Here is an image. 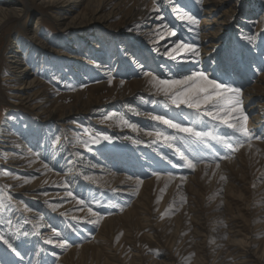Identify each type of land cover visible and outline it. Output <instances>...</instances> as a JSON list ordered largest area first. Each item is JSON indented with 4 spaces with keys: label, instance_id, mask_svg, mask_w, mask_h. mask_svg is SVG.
<instances>
[{
    "label": "rangeland",
    "instance_id": "1",
    "mask_svg": "<svg viewBox=\"0 0 264 264\" xmlns=\"http://www.w3.org/2000/svg\"><path fill=\"white\" fill-rule=\"evenodd\" d=\"M13 1L24 10L0 27V232L26 235L10 239L19 256L0 241V264H264V139L244 141L230 158L179 166L183 149L152 145L146 134L153 123L174 130L151 121L164 109L153 108L155 90L138 67L163 78L162 65L176 78L204 70L239 87L246 126L264 137V0H90L71 11ZM177 6L198 19L194 31ZM164 24L177 36L156 43ZM181 37L199 46L198 64L163 56ZM17 39L40 83L27 102L13 97L19 81L8 56ZM35 51L47 52L48 63ZM40 107L64 118L48 122ZM216 134L232 130L218 125ZM52 228L67 246L45 243Z\"/></svg>",
    "mask_w": 264,
    "mask_h": 264
},
{
    "label": "snow or ice",
    "instance_id": "2",
    "mask_svg": "<svg viewBox=\"0 0 264 264\" xmlns=\"http://www.w3.org/2000/svg\"><path fill=\"white\" fill-rule=\"evenodd\" d=\"M174 11L182 13L179 15V19L188 22L191 26L189 31H194L195 26H198L199 21L195 16L184 12L179 6ZM158 12L159 8L155 7L149 10V18H152ZM154 18L161 19L162 17L155 16ZM162 27L166 31L161 39L177 36L176 29L169 28L167 24L162 25ZM154 51H159V49L156 48ZM163 56L173 64H198L201 53L199 46L194 41L181 37L172 42L163 51ZM138 67L143 72V76L148 78V83L155 90L157 99L152 100L153 108L162 106L164 109L162 114H150L151 121L159 122V125L174 130L172 134H168L166 130L161 129L157 124L153 123L152 130L146 131V134L149 137H155L151 142L152 145L163 143L169 146L177 145L178 150L183 149L179 151L181 160L183 161L179 166L194 169L196 163L209 157L216 160L225 157L230 158L231 153L237 151L238 147L242 146L244 141H250L253 138L264 139V137L256 136L246 126L247 117L244 116L239 108L241 95V89L239 87H234L231 83L220 82L218 78H210L204 70L191 71L190 74L176 78V74L172 68L162 65L161 68L167 76V78H163L159 75V72L144 70L145 66L142 64H138ZM109 83H111V80H109ZM161 96L163 99H159ZM222 101L225 103H221ZM233 105H236V107H233ZM121 122L134 131L137 129V125L129 123L123 118H121ZM210 125V130H203L209 128ZM218 125L228 127L232 130V134L225 136L217 135L216 129ZM102 139L107 141L111 137L105 135ZM213 142L215 143L213 144ZM53 143L55 144V142ZM134 143H141V141L135 140ZM248 146L251 147V144ZM164 159L171 163L167 156H164ZM45 167L47 166L45 165ZM85 179L89 178L85 177ZM223 179L225 178L222 176L221 180ZM68 185L69 182L65 181V188ZM68 196L73 197V192L68 191ZM77 204L87 206L88 202L82 198H77ZM50 206L53 211H56L58 207L55 204ZM4 210L5 204L3 198H0V212ZM92 211L93 209L89 206L88 212L91 213ZM72 219L79 222L83 218L73 216ZM40 226L39 224L35 225V227ZM69 228L72 231L77 230L73 225H69ZM19 234L26 235V233H21L19 229L7 236L3 232H0V241L12 249L17 256L20 253L13 248L10 239L18 238ZM53 239H59L61 241L58 246H67V238L57 228H52V235L45 243H52Z\"/></svg>",
    "mask_w": 264,
    "mask_h": 264
},
{
    "label": "bare ground",
    "instance_id": "3",
    "mask_svg": "<svg viewBox=\"0 0 264 264\" xmlns=\"http://www.w3.org/2000/svg\"><path fill=\"white\" fill-rule=\"evenodd\" d=\"M90 0H50V3H54L59 5L61 8H66L67 11H71L72 7L78 5L79 3H81L82 5H87L89 3ZM49 3V4H50ZM24 7L20 5V3L14 2L13 0H0V27L3 26L6 22H8L9 20H12L14 18H18L21 14ZM72 18V17H71ZM69 24V23H68ZM67 24V25H68ZM74 25V24H73ZM34 41H39L40 38L37 37L36 31L33 30L31 32V36H30ZM16 38V37H15ZM30 38V39H31ZM162 39H157L156 43L161 42ZM15 44L16 46H14V50H12L11 54H9V63H10V67L13 69L12 71L15 72V74L17 75V79L19 81V87H17V93L14 94L13 97L22 100L24 102L29 101V99H31L29 91H31L34 88H38V86H40L39 81L35 80L34 78H30L32 76L31 68L28 67V63H25L26 57L29 54V50L25 51L24 53L21 52L19 50V40H15ZM64 44H66V42L61 43L62 46H64ZM164 44V43H163ZM162 44V45H163ZM161 45V44H160ZM166 45V44H165ZM168 46V45H167ZM44 47V46H43ZM46 48V47H45ZM163 48V47H162ZM35 54H37V59L36 60H40L41 63H48L47 61H44V57L48 56L49 54L47 52H42V51H35ZM41 56V57H40ZM29 59V58H28ZM50 61V60H49ZM53 61V60H51ZM54 61H60V60H54ZM33 64V63H32ZM62 62H58V65H61ZM31 65V64H30ZM32 66V65H31ZM144 79V78H143ZM137 88V87H136ZM39 89V88H38ZM118 91V90H117ZM138 93V92H137ZM47 101V100H46ZM44 102V101H43ZM35 107V105H34ZM46 108V107H45ZM47 109V108H46ZM46 109H43V107H40V110H45L43 112H46L45 115V120L48 122H54V121H62V119L64 118V115H62V113L60 115H56L53 110H48L46 111ZM85 109V108H84ZM56 110V109H55ZM64 110V109H63ZM66 110V109H65ZM75 112L77 111V109H74ZM74 110H69L67 112V114H70L71 111ZM79 110V109H78ZM57 111V110H56ZM61 112V111H60ZM44 117V116H43ZM65 130V129H64ZM10 133V132H8ZM9 136V135H8ZM10 139V138H9ZM12 140V139H11ZM15 146V145H14ZM246 148H244L245 150ZM243 150V154L246 152ZM11 151V150H10ZM14 159V158H13ZM26 160V159H25ZM19 161V160H18ZM17 161V162H18ZM13 163V162H12ZM17 165V164H16ZM33 165V164H32ZM31 165V166H32ZM29 166V165H28ZM19 167V165H18ZM205 166H200L197 168V173L204 171V169L206 170V168H204ZM21 168V167H20ZM204 168V169H203ZM210 170L213 169L212 166L209 167ZM209 170V171H210ZM211 172V171H210ZM223 172V171H222ZM177 183V181L175 182ZM24 191V190H23ZM28 192V191H27ZM31 193V192H30ZM28 194V193H27ZM30 195V194H29ZM167 264H175L174 262H170Z\"/></svg>",
    "mask_w": 264,
    "mask_h": 264
}]
</instances>
